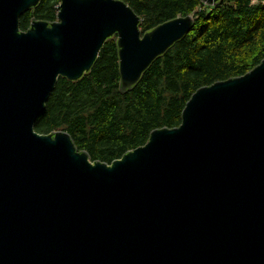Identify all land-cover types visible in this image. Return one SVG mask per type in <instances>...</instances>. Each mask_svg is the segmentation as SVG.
Here are the masks:
<instances>
[{"label": "water", "instance_id": "95a60500", "mask_svg": "<svg viewBox=\"0 0 264 264\" xmlns=\"http://www.w3.org/2000/svg\"><path fill=\"white\" fill-rule=\"evenodd\" d=\"M0 0V264H264V59L198 89L181 123L111 164L34 129L59 78L89 74L116 39L120 92L194 25L142 32L122 0ZM215 6L223 0H201Z\"/></svg>", "mask_w": 264, "mask_h": 264}, {"label": "trees", "instance_id": "16d2710c", "mask_svg": "<svg viewBox=\"0 0 264 264\" xmlns=\"http://www.w3.org/2000/svg\"><path fill=\"white\" fill-rule=\"evenodd\" d=\"M61 0H42L20 17L53 22ZM149 31L179 16L193 15L186 37L158 58L132 91L120 92L116 39L101 49L89 74L77 82L59 78L44 113L40 134L67 132L91 161L111 164L143 146L152 131L175 128L190 97L215 82L245 75L264 59V0H122Z\"/></svg>", "mask_w": 264, "mask_h": 264}]
</instances>
